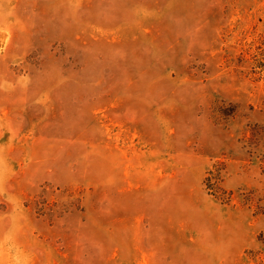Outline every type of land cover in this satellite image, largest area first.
Returning a JSON list of instances; mask_svg holds the SVG:
<instances>
[{
  "label": "rangeland",
  "instance_id": "obj_1",
  "mask_svg": "<svg viewBox=\"0 0 264 264\" xmlns=\"http://www.w3.org/2000/svg\"><path fill=\"white\" fill-rule=\"evenodd\" d=\"M0 264H264V0H0Z\"/></svg>",
  "mask_w": 264,
  "mask_h": 264
},
{
  "label": "trees",
  "instance_id": "obj_2",
  "mask_svg": "<svg viewBox=\"0 0 264 264\" xmlns=\"http://www.w3.org/2000/svg\"><path fill=\"white\" fill-rule=\"evenodd\" d=\"M223 168L220 163L214 164L213 168L208 171V175L205 178V184L209 190H212L214 194H218L220 189V180L222 177Z\"/></svg>",
  "mask_w": 264,
  "mask_h": 264
}]
</instances>
